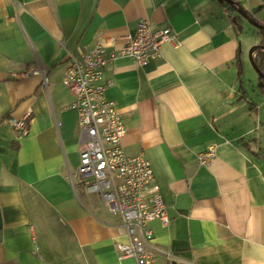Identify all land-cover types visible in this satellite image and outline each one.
<instances>
[{"label": "crops", "instance_id": "0c3cea01", "mask_svg": "<svg viewBox=\"0 0 264 264\" xmlns=\"http://www.w3.org/2000/svg\"><path fill=\"white\" fill-rule=\"evenodd\" d=\"M237 2L264 24V0ZM140 20L175 38L144 65L120 52ZM244 20L218 0H0V264H135L116 249L127 241L119 214L77 173L62 75L68 55L97 44L124 152L147 157L166 205L168 222H149L157 264H264V96L258 80L248 91L237 79ZM27 113L17 137L10 121Z\"/></svg>", "mask_w": 264, "mask_h": 264}, {"label": "built area", "instance_id": "2783aa9c", "mask_svg": "<svg viewBox=\"0 0 264 264\" xmlns=\"http://www.w3.org/2000/svg\"><path fill=\"white\" fill-rule=\"evenodd\" d=\"M175 43L169 29L153 30L146 20L136 24L135 33L125 37L121 54L144 65L161 56L162 43ZM101 44L80 57L68 55L62 75L63 84L73 93L69 108L77 113L80 130V185L87 194L100 197L105 208L118 213L127 241L117 243L121 257H131L135 264H157L149 222L166 224L168 216L150 161L143 153L128 156L122 147L125 124L112 101L104 96L106 84L102 68L109 61ZM27 113L11 120L17 137L27 133ZM213 148L198 156L205 163Z\"/></svg>", "mask_w": 264, "mask_h": 264}, {"label": "trees", "instance_id": "16d2710c", "mask_svg": "<svg viewBox=\"0 0 264 264\" xmlns=\"http://www.w3.org/2000/svg\"><path fill=\"white\" fill-rule=\"evenodd\" d=\"M231 1L232 4H226L224 2H222V4L226 5V10H229L231 12H237L236 6L239 5V3L237 2L238 0H231ZM228 19L236 32H242V25H241L242 18L239 15L236 14L234 16H229ZM254 33L256 38L258 39V44L264 45V24H261V27L259 28L256 27ZM253 61L255 62L256 67L260 70V72L264 73V49H257L254 51ZM234 63L237 69L236 70L237 79L239 82H241L240 78L243 73V67H242L239 51L236 53ZM257 80H258V86H257L258 91L262 96H264V78L258 77ZM240 89H242L241 86ZM241 97H244L243 93ZM249 106H250V110L255 109V105L253 103H249Z\"/></svg>", "mask_w": 264, "mask_h": 264}, {"label": "rangeland", "instance_id": "374dc122", "mask_svg": "<svg viewBox=\"0 0 264 264\" xmlns=\"http://www.w3.org/2000/svg\"><path fill=\"white\" fill-rule=\"evenodd\" d=\"M243 25H244V33L241 35L243 37V74H242V80L244 82V84L246 85L247 90L251 91V89L256 88L257 85V73L255 72V70L253 69L250 60H249V51L250 49L254 46V45H246L247 43L245 42V38H251L252 40H255L252 36V31H255L256 28L251 25L250 23H248L247 21H243ZM256 45V44H255ZM251 93V92H250Z\"/></svg>", "mask_w": 264, "mask_h": 264}, {"label": "water", "instance_id": "95a60500", "mask_svg": "<svg viewBox=\"0 0 264 264\" xmlns=\"http://www.w3.org/2000/svg\"><path fill=\"white\" fill-rule=\"evenodd\" d=\"M220 2H226L228 4H232L231 0H218ZM237 12L243 17L245 18L251 25H253L254 27H261V24L258 23V21H256V19H254V17L249 16L241 7L237 6ZM257 49H264V45L261 44H256L254 45L250 51H249V60L250 63L253 67V69L255 70V72L257 73L258 77L260 78H264V73L260 72V70L256 67L255 62L253 61V53L255 50Z\"/></svg>", "mask_w": 264, "mask_h": 264}]
</instances>
